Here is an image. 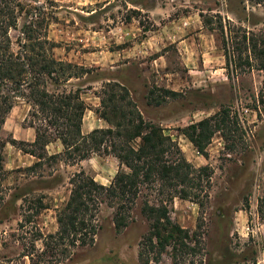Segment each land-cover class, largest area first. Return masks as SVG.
I'll use <instances>...</instances> for the list:
<instances>
[{
  "label": "rangeland",
  "instance_id": "rangeland-1",
  "mask_svg": "<svg viewBox=\"0 0 264 264\" xmlns=\"http://www.w3.org/2000/svg\"><path fill=\"white\" fill-rule=\"evenodd\" d=\"M10 7L15 26H0V44L6 43V30L11 54H71L72 61L93 54V66L85 68L89 72L72 71L81 77L66 89L95 88L107 100L112 94L107 83L117 81L128 91L123 106L133 103L145 122L161 128L179 146L188 163L197 170L207 168L201 187L187 191L188 200L169 201L167 195L143 191L132 222L121 232L115 230L113 209L103 205L94 245L76 249L61 264H146L143 238L150 223L141 213L145 201L153 206L163 202L173 224L189 233L179 246L150 254L148 264H264V73L244 48L242 32L230 34L236 40L226 36L227 62L217 31L203 28L200 19V14H219L224 25L228 20L247 37H264V0H15ZM53 25L64 34H51ZM66 27L71 28V40ZM45 39L56 47L40 45ZM25 46L33 49L25 53ZM102 54H123L117 64L124 66L102 71ZM47 89L54 92L55 87L49 83ZM113 92L119 99L124 95L118 88ZM221 109L229 111L231 133H215L202 156L183 130ZM29 115L25 127L46 125ZM12 119L7 116L2 127L3 143L12 140ZM22 147L46 154L41 146ZM106 148L104 144L100 156L89 158L105 162L91 163V171L63 153L55 160L43 157L32 170L5 171L0 182V264H30L23 257L30 253L37 260L43 247L35 234L46 237L57 231L56 214L70 196L74 174L84 171L97 183L110 185L113 179L109 184L107 180L116 175L119 163L117 170L107 163L115 158L105 155ZM28 218L31 224H25Z\"/></svg>",
  "mask_w": 264,
  "mask_h": 264
},
{
  "label": "trees",
  "instance_id": "trees-1",
  "mask_svg": "<svg viewBox=\"0 0 264 264\" xmlns=\"http://www.w3.org/2000/svg\"><path fill=\"white\" fill-rule=\"evenodd\" d=\"M12 1L15 0H0V26L3 28L5 25L6 30L15 26L14 11L10 7ZM200 19L203 28L210 32L217 31V38L222 44L221 51L227 62L226 36L230 37L233 32H242L244 48L247 47L246 50L254 54V59L260 64V71L264 73V37L257 38L253 33H249L251 36L247 37L248 33L241 29L236 30L228 20H224V25L219 14L207 18L200 14ZM215 24L217 27L213 28ZM6 30L4 32L6 43L4 46L0 44V133L17 98L25 100L31 106L29 119L44 121L46 124L45 126H35L34 123L28 125L35 131L33 144L14 140L7 143L40 160L43 157L55 160L59 155L51 157L46 154L38 155L35 151H27L22 146H41L44 151L48 144L60 141L64 147L63 154L79 161L87 160L93 155L100 156L101 147L106 144L110 151L104 149L105 155L110 154L119 163V170L108 187L97 183L84 171L73 175L69 182L70 196L56 214L58 229L54 234L46 237L40 232L35 234L36 241L42 242L43 250L36 255L37 260H33V253L23 256L29 257L30 264H61L69 260L76 249L92 247L100 229L97 218L101 207L105 204L113 209L115 230L121 232L132 222V212L143 191L156 193L162 197L167 195L169 201L175 198L188 200L190 196L187 191L201 187V178L204 175L207 177V168L197 170L188 163L179 146L170 137L164 135L161 128L145 122L133 103L128 101L123 106L121 103L128 98V91L117 81H113L114 84L107 83V87L112 92L107 100L98 96L100 108L97 114L107 122L109 128L96 129L86 136L82 135V121L87 107L81 95L85 90L82 88L67 90L66 85L72 79L81 77L76 73L73 74L72 71L77 70L81 73L89 71L84 67L57 61L52 54H48V57L45 53L15 56L9 50L10 42ZM237 38L236 35L228 40ZM40 45H49L51 49L56 47L47 39ZM24 48L27 53V50L31 51L33 46ZM49 83L55 87L54 92L47 89ZM115 88L124 93L120 99L113 92ZM103 92L108 95L105 89ZM108 108L111 109L109 114L105 111ZM230 123L229 111L221 109L214 116L187 127L182 134L200 155L206 156L207 147L215 133L225 130L231 133ZM52 130L53 135L49 134ZM4 147L5 143L0 140V182L5 180L6 175L3 165ZM38 165L35 164L30 169ZM196 204L202 207V204ZM141 213L150 223L149 232L143 238V251L145 257H148L146 264L149 263L150 254L154 252L161 254L167 247L179 246L189 238L188 232L173 224L169 210L163 202L153 206L145 201ZM31 223V218L25 221V224ZM20 228L23 229L24 225L20 224ZM31 251L35 252V247Z\"/></svg>",
  "mask_w": 264,
  "mask_h": 264
},
{
  "label": "crops",
  "instance_id": "crops-1",
  "mask_svg": "<svg viewBox=\"0 0 264 264\" xmlns=\"http://www.w3.org/2000/svg\"><path fill=\"white\" fill-rule=\"evenodd\" d=\"M53 27V28H52ZM56 27H59V25H53L51 26L52 32L57 34H64L63 30L57 29ZM62 27V26H61ZM203 27V26H202ZM66 36L71 40V28L66 27ZM57 37L56 35H53ZM52 37V36H51ZM61 37V35L59 36ZM53 38V37H52ZM60 57H53L61 62L70 63L79 67L84 68H91L93 66L92 61V55L93 54H87L82 56V58L79 61H72L71 54H59ZM124 58L123 54H102L101 55V70L103 69H120L124 65L117 64L122 62V59ZM161 59V58H160ZM69 83H72L70 81ZM76 90V88H74ZM97 89L92 88L89 91H85L81 95L82 101L85 103L87 110L84 114L83 121H82V127L81 132L82 135L86 136L89 133H91L93 130L96 129H107L109 128V125L107 122H105L103 119L99 118L97 111L100 108V98L98 97V93H95ZM91 94H89V93ZM132 95V93H131ZM21 99V98H20ZM31 106L26 103V101L23 100V102L17 103L14 105L13 109L9 113V121L10 118L12 119V123L8 124L10 126V136L11 139L16 142H21L25 144H33L35 142V131L34 129L26 126L25 127V121L30 113ZM45 153L47 156H57L61 155L64 152V147L60 141H54L50 144H48L45 147ZM41 163V160L37 157L31 156L29 154H25L15 147H13L10 143H5L4 147V170L5 171H14L18 169H30L35 164ZM91 163H105L104 160H101L99 157L97 158H91L87 159L83 162H81V166L83 167V170L91 171L93 170ZM107 163L109 164H115L116 170L118 168V162L115 159L107 160ZM114 175L107 180V183H110V180H112ZM106 185V184H103Z\"/></svg>",
  "mask_w": 264,
  "mask_h": 264
}]
</instances>
